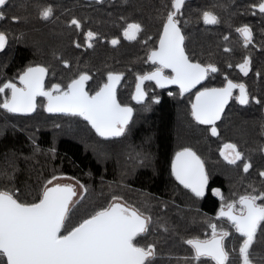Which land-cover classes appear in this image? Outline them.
I'll list each match as a JSON object with an SVG mask.
<instances>
[{
    "label": "trees",
    "instance_id": "obj_1",
    "mask_svg": "<svg viewBox=\"0 0 264 264\" xmlns=\"http://www.w3.org/2000/svg\"><path fill=\"white\" fill-rule=\"evenodd\" d=\"M49 1L7 0L0 24L9 25L13 42L0 52V73L18 76L30 66L41 65L48 71L47 86L57 83L62 87L89 74L87 90L94 92L104 84L108 72H133L125 75L117 92L127 95L134 115L125 136L104 139L81 116L46 112L40 99L36 111L29 115L0 108V190L14 193L21 202L34 203L53 177H70L83 186L84 195L73 206L67 230L117 197L150 217L147 231L134 242L154 247L152 264H215L209 258L194 259V250L187 243L204 238L206 224L201 215L213 211L215 199L208 195L197 206L194 202L190 206L188 201L194 198L176 186L170 172L174 141L183 140L190 120L191 97L181 93L153 97L148 91L143 103L132 100L136 75L146 70L144 62L133 59L139 55V47L114 45L110 40L127 26L121 2L96 6L91 12L73 4L60 6V13L64 8L70 15L76 14L74 10L81 12L82 45L76 47L74 28L58 19L48 24L40 16ZM136 6L129 13L136 12ZM87 27L95 34V46L85 45ZM178 109L184 127L177 125ZM242 243L243 238L233 233L225 238L229 264H242ZM249 251L252 264H264V234L260 230Z\"/></svg>",
    "mask_w": 264,
    "mask_h": 264
},
{
    "label": "snow or ice",
    "instance_id": "obj_2",
    "mask_svg": "<svg viewBox=\"0 0 264 264\" xmlns=\"http://www.w3.org/2000/svg\"><path fill=\"white\" fill-rule=\"evenodd\" d=\"M185 0H172L173 11H169L163 23V32L159 39V47L153 50L149 59L158 63L154 72L139 76L136 94L133 99L141 102L145 93L141 90L144 81H155L160 87L165 84H177L181 93L195 87L205 79L209 71L215 72L212 65L202 66L193 63L185 53L184 36L178 27L176 19L181 12ZM7 0H0V19L3 18L2 8ZM264 13V0L258 5ZM53 10L49 6L40 12L43 19L52 16ZM15 19V18H14ZM203 20L206 24L218 23V17L212 12L205 11ZM73 26L79 27V21L73 19ZM138 23H129L124 30V37L136 39L141 31ZM241 33L245 46L252 39L251 29L245 25L236 30ZM95 34L87 32L91 39ZM7 36L0 32V50L5 47ZM113 44L118 43L112 40ZM91 46V45H89ZM249 60L246 58L239 67L247 74ZM164 69H171L173 75L163 74ZM44 67H28L19 81L22 87L8 82L0 87V93L11 90V97L4 100L0 107L11 113H28L35 110L36 97H47L48 112L71 113L84 117L90 122L101 137H118L125 131L133 109L122 106L116 98V84L121 76L108 74L105 83L94 95L85 91L84 83L90 79L87 74H81L67 85L66 90L60 84L52 85L45 90ZM239 88L237 97L240 104H248L249 98L244 84H235L231 80L223 88H204L196 94L192 104V116L201 124L213 125L212 135H217L215 122L220 119L224 106L232 96V90ZM259 103V101H257ZM225 149H231L232 157L224 155L229 163L235 164L242 160V153L234 144H225ZM251 165L244 163L243 170L247 172ZM172 170L176 179L185 187L191 188L196 196H202L208 177L204 171L203 162L189 148L176 153ZM264 176V172L260 173ZM48 181L38 202L24 203L15 194L0 190V264H152L155 249L137 246L135 239L147 231L150 217L144 216L135 208H130L118 202H113L84 219L78 225L66 229L73 210V197L76 191L72 185L53 184ZM264 193L260 195H244L239 199L240 209L235 211V202L228 203L219 211L220 218H227L235 231L243 238L239 247L242 264H252L250 247L253 245L257 231L264 234ZM212 230L210 239H191L187 243L194 250V259L209 258L215 264H229L230 255L225 248V238L230 235L223 229L217 230L216 224H210ZM62 230H64L62 232Z\"/></svg>",
    "mask_w": 264,
    "mask_h": 264
},
{
    "label": "flooded vegetation",
    "instance_id": "obj_3",
    "mask_svg": "<svg viewBox=\"0 0 264 264\" xmlns=\"http://www.w3.org/2000/svg\"><path fill=\"white\" fill-rule=\"evenodd\" d=\"M118 1L122 3L127 12L126 15L122 16L127 25L129 23H138L142 29L134 40L124 37L123 33L125 29L121 34L110 39L111 42L114 39L118 41L114 45L139 47L140 54L133 59L144 62V69L146 71L136 75V86L139 76L154 72L159 67L158 63H153L149 59V55L159 47L163 23L166 20L168 12L174 10L172 8V0H51L46 3L44 8L50 6L53 14L48 19L43 20L48 24H52L56 19L60 22H66L67 27L76 30L72 39L73 45L80 47L82 45L80 42L81 12L74 10L76 14L70 15L69 10L64 8L60 13L57 12L60 6L73 4L74 6H80V8L89 9L86 12H91L96 6L110 5ZM260 2L261 0H185L181 12L176 17L179 21L178 27L184 36L183 46L190 61L200 63L202 66L212 65L216 71H209L201 83L191 91L185 93L192 95L189 101L190 120L185 129L183 140L174 141L170 159V172L176 186L181 190L188 191L192 197L202 201L209 195L215 199L216 205L213 211H208L209 214L206 213V215L215 218L216 221L227 226L228 228L224 231L233 233V235L239 237L241 235L235 231L231 222L227 218H220L218 214L222 207L233 202L236 205L235 211L238 212L241 196L264 193V185L260 184L264 180V176L260 175L261 172H264V13H261L258 7H253ZM134 5H137V11L129 13ZM205 11L216 15L219 22L216 24H206L203 20V13ZM62 13H67V15ZM73 19L79 21V27L71 24ZM245 25L251 29L252 33V39L247 46H245L241 33L236 31ZM74 29L73 31H75ZM89 31L91 30L87 27L85 29L86 37ZM8 43L9 39L7 36L5 47ZM96 43L95 38H85V45L95 46ZM246 58L249 60V64L247 74L245 75L239 65L243 64ZM109 73H120L124 77L125 75L134 74L133 72L111 71L106 74V80ZM163 74L166 76L173 75L171 69H164ZM4 76L8 78L3 83L0 81V87H3L8 82L15 83L17 87H22L19 76L17 78L14 75L9 76L4 74ZM229 80L235 84L242 83L245 85L249 103L240 104L237 99L240 95V90L239 88H234L221 118L215 122L214 126L217 129V135H212L211 128L213 125L201 124L192 116V104L197 92L202 91L204 88H223ZM54 84L57 83H53L52 85ZM52 85L47 86L46 77L44 83L45 90L51 89ZM135 86L131 94L133 101H135L133 99ZM61 88L66 90L67 87L63 88L61 86ZM98 89L91 94H94ZM144 90L147 95L146 99L148 98V91H156L163 94L168 93L170 95L181 93L178 86L172 85L160 88L155 81H147L144 84ZM10 97V89H6L5 92L0 93V105L3 104L5 99ZM117 98L122 106H131L134 110V106L128 102L126 94L122 95L117 92ZM39 99H43L45 105L46 98L39 96L37 101ZM129 125L130 123L125 127L124 133L118 137H101L98 133L96 134L104 139H119L126 135ZM251 126H253V131L247 133L244 128L249 130ZM252 142H255L256 145L252 146ZM225 144L236 145L237 150L242 153V160H238L235 164L229 163L224 158V155H221V152H224L230 158L233 155L231 149H225ZM185 148H189L195 152L203 162L208 180L202 196H196L191 188L185 187L184 184L180 183L172 170L176 153ZM244 163L251 165L247 172L243 170ZM257 180L260 182L256 183ZM262 202L264 201L257 200V203ZM210 238L211 236L207 239Z\"/></svg>",
    "mask_w": 264,
    "mask_h": 264
},
{
    "label": "rangeland",
    "instance_id": "obj_4",
    "mask_svg": "<svg viewBox=\"0 0 264 264\" xmlns=\"http://www.w3.org/2000/svg\"><path fill=\"white\" fill-rule=\"evenodd\" d=\"M14 17H17L16 15H14ZM19 18V17H18ZM4 20V15H3V18L2 19H0V22L1 21H3ZM12 20V22H15L16 21V19H14V18H12L11 19ZM0 30H2V32H4V33H6L7 34V36H8V39H9V43H8V45L7 46H9L10 44H12V42H13V40H12V31H11V29H10V27H9V25L8 24H6V23H1L0 24ZM139 54H140V51L138 52ZM0 70H1V64H0ZM0 74H2V73H0ZM13 74H15V73H7V75H9V76H13ZM19 76V75H18ZM17 75H16V78L18 77ZM58 76H63V74H61V73H58ZM8 77L7 76H4V74H2L1 75V77H0V81H1V83H3V81H5L6 79H7ZM102 84V83H101ZM100 84V85H101ZM102 86V85H101ZM100 86V87H101ZM66 86H63V88H65ZM99 88V87H98ZM97 88V89H98ZM95 91V90H94ZM93 92V91H92ZM92 92H89L90 94L92 93ZM153 93V97H155L156 96V94H157V92L156 91H153L152 92ZM92 95V94H91ZM188 97L190 98V97H192V95H188ZM42 101H43V107L45 106L44 105V100L43 99H41ZM40 106H41V104H40ZM183 118V119H182ZM177 125L178 126H180V124L184 127L185 126V124H186V122L184 121V116H183V113H182V111H181V109H178V112H177ZM252 127L253 126H251V128L249 129V130H247V128H244L246 131H247V133H250V132H252L253 130H252ZM177 129H178V127H177ZM181 136V135H180ZM252 144V146H255L256 145V143L255 142H252L251 143ZM237 145L239 146V144L237 143ZM211 146H212V144H211ZM107 155V154H106ZM59 182H61V183H73L75 186H76V189H77V191H78V196L75 198V200H74V206L78 203V201L81 199V197H83V195H84V188H83V186L79 183V182H77L76 180H74V179H72V178H70V177H66V176H62V177H57L56 178V180H54L53 181V183H59ZM260 181H256V183H259ZM260 184H262V185H264V180L263 181H261L260 182ZM194 199H192V200H189L188 201V203H189V205L190 206H192V204H193V202H194V204H195V206H197V204H199V199H197V198H195V197H193ZM118 201H120V202H124V203H126L124 200H118ZM113 202V201H112ZM111 202V203H112ZM126 204H128V203H126ZM128 205H130V204H128ZM131 206V205H130ZM133 207V206H132ZM135 208V207H134ZM195 208H197V207H195ZM136 209V208H135ZM141 213V212H140ZM146 216V215H145ZM147 217V216H146ZM201 218H202V220L203 221H205V230H204V238H201V239H207V238H209L211 235H212V230H211V228L209 227V225L210 224H216L217 225V230H220V229H223V230H225V229H227L228 227L227 226H225L223 223H220L219 221H216L215 220V218H213V217H210V216H208V215H205V214H203V215H201ZM148 224H149V222H148ZM231 234V233H230Z\"/></svg>",
    "mask_w": 264,
    "mask_h": 264
},
{
    "label": "water",
    "instance_id": "obj_5",
    "mask_svg": "<svg viewBox=\"0 0 264 264\" xmlns=\"http://www.w3.org/2000/svg\"><path fill=\"white\" fill-rule=\"evenodd\" d=\"M186 53V52H185ZM187 55V54H186ZM37 66H40V67H44V66H41V65H37ZM33 67H36V66H33ZM45 68V67H44ZM23 74V73H22ZM21 74V75H22ZM112 74H118V75H120L121 76V79H120V81L116 84V98H117V89H118V87L120 86V84L122 83V80H123V77H124V75L123 74H120V73H112ZM89 77H90V75L89 74H87ZM46 77H47V72H46V74H45V76H44V83H45V79H46ZM78 78V77H77ZM76 78V79H77ZM90 80V79H89ZM88 80V81H89ZM88 81H86L85 83H84V88H85V91H87L88 92V90H87V83H88ZM154 81V80H153ZM203 81V80H202ZM201 81V82H202ZM108 82V76H107V81L105 82V83H107ZM147 81H144L142 84H141V90L145 93V96H144V99L141 101V102H144L145 101V99H146V97H147V95H146V92H145V90H144V84L146 83ZM200 82V83H201ZM71 83V82H70ZM104 83V84H105ZM137 83H139V81L137 80ZM137 83H136V86H137ZM103 84V85H104ZM102 85V86H103ZM172 85H175V86H178L179 87V85H177V84H165L164 85V87H160L159 85V87L160 88H166V87H170V86H172ZM198 85V84H197ZM196 85V86H197ZM101 86V87H102ZM136 86H135V89H134V93H133V97H134V95L136 94ZM195 86V87H196ZM100 87V88H101ZM195 87H193V88H191V89H189L188 91H186V92H183L182 94H185V93H187V92H189V91H191L192 89H194ZM99 88V89H100ZM99 89L97 90V91H99ZM203 91V90H202ZM89 93V92H88ZM90 94V93H89ZM95 94V93H94ZM94 94H92V95H94ZM91 95V94H90ZM39 96H37L36 97V100H35V103H36V107H35V110L34 111H32V112H28V113H17V114H26V115H29V114H33L35 111H36V109H37V98H38ZM46 98V103H45V111L46 112H48L47 111V103H48V101H47V97H45ZM195 99H196V95H195V98H194V102L193 103H195ZM135 100V99H134ZM117 101L119 102V100H118V98H117ZM136 101V100H135ZM229 101V100H228ZM137 102V101H136ZM141 102H137V103H141ZM228 103V102H227ZM128 107H131V106H128ZM225 107H226V105L224 106V109H225ZM132 108V107H131ZM133 109V108H132ZM224 109H223V111H222V113H221V116H222V114H223V112H224ZM48 113H51V114H71V113H63V112H48ZM133 115H134V110H133V112H132V117H131V119H130V121H129V123H131V121H132V118H133ZM79 116V115H78ZM221 116H220V118H221ZM82 117V116H81ZM82 118H84V117H82ZM128 123V124H129ZM89 124H90V122H89ZM91 125V124H90ZM127 126V125H126ZM125 126V127H126ZM92 127V126H91ZM111 137V136H110ZM109 137V138H110ZM53 184H55V183H53ZM59 184H61V185H72L73 187H74V189H75V191H76V196H74L73 197V202H74V200H75V198L78 196V191H77V189H76V186L73 184V183H61V182H59ZM48 186H50V185H48ZM119 203H122V204H124V205H126V206H128V207H130V208H134V207H132V206H130V205H128V204H126V203H124V202H120V201H118ZM137 210V209H136ZM145 216V215H144Z\"/></svg>",
    "mask_w": 264,
    "mask_h": 264
}]
</instances>
